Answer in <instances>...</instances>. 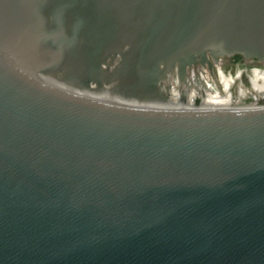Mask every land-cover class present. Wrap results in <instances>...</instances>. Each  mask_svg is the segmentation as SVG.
Listing matches in <instances>:
<instances>
[{
  "label": "water",
  "instance_id": "95a60500",
  "mask_svg": "<svg viewBox=\"0 0 264 264\" xmlns=\"http://www.w3.org/2000/svg\"><path fill=\"white\" fill-rule=\"evenodd\" d=\"M264 61V0H0V264H264V108L204 66Z\"/></svg>",
  "mask_w": 264,
  "mask_h": 264
},
{
  "label": "rangeland",
  "instance_id": "374dc122",
  "mask_svg": "<svg viewBox=\"0 0 264 264\" xmlns=\"http://www.w3.org/2000/svg\"><path fill=\"white\" fill-rule=\"evenodd\" d=\"M212 71L204 66L220 104L255 107L264 104V63L220 57ZM219 64V65H218ZM219 75V76H218ZM256 85V86H255Z\"/></svg>",
  "mask_w": 264,
  "mask_h": 264
},
{
  "label": "bare ground",
  "instance_id": "6f19581e",
  "mask_svg": "<svg viewBox=\"0 0 264 264\" xmlns=\"http://www.w3.org/2000/svg\"><path fill=\"white\" fill-rule=\"evenodd\" d=\"M215 64H217V62ZM220 105H221L222 109H259V108H264V104H261V105L255 106V107H248L245 105L223 104V103Z\"/></svg>",
  "mask_w": 264,
  "mask_h": 264
},
{
  "label": "flooded vegetation",
  "instance_id": "af4514ba",
  "mask_svg": "<svg viewBox=\"0 0 264 264\" xmlns=\"http://www.w3.org/2000/svg\"><path fill=\"white\" fill-rule=\"evenodd\" d=\"M235 55H237V54H235ZM235 55H233V56H229V57H231V59L233 60V61H235L236 59H246V58H244L243 56H241V57H238V58H236V56ZM247 60H249V61H259V60H257V59H254V58H252V59H247ZM261 62V61H260ZM263 63H264V61H263ZM214 65V64H213ZM213 69V68H212Z\"/></svg>",
  "mask_w": 264,
  "mask_h": 264
},
{
  "label": "built area",
  "instance_id": "2783aa9c",
  "mask_svg": "<svg viewBox=\"0 0 264 264\" xmlns=\"http://www.w3.org/2000/svg\"><path fill=\"white\" fill-rule=\"evenodd\" d=\"M219 59H220V58H219ZM213 64H214L213 66L215 67V63H213ZM215 69H216V67H215ZM216 70H217V69H216ZM218 76H219V75H218ZM211 84H212V82H211Z\"/></svg>",
  "mask_w": 264,
  "mask_h": 264
},
{
  "label": "trees",
  "instance_id": "16d2710c",
  "mask_svg": "<svg viewBox=\"0 0 264 264\" xmlns=\"http://www.w3.org/2000/svg\"><path fill=\"white\" fill-rule=\"evenodd\" d=\"M235 56H236V58L241 57L240 55H235Z\"/></svg>",
  "mask_w": 264,
  "mask_h": 264
}]
</instances>
